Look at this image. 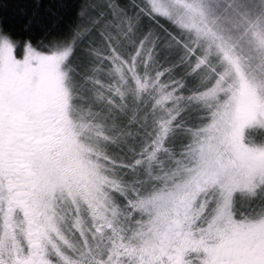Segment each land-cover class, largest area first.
Listing matches in <instances>:
<instances>
[{
  "label": "rangeland",
  "instance_id": "rangeland-1",
  "mask_svg": "<svg viewBox=\"0 0 264 264\" xmlns=\"http://www.w3.org/2000/svg\"><path fill=\"white\" fill-rule=\"evenodd\" d=\"M143 1L177 32L139 35V18L100 21L94 31L104 44H88L86 54L96 65L73 68L74 53L62 55L74 46L67 42L48 51H18L12 39L0 47V135L14 107L29 134L47 135L57 122L58 144L35 157L33 206L55 252L75 264H126L183 204L209 230L241 217L264 226V211L247 208L264 184V0ZM107 25L116 29L108 37ZM176 53L198 72L202 91L186 93V82L162 77ZM106 60L112 82L92 75L98 98L82 97L84 66ZM107 87L120 103L104 100ZM188 106L199 126L173 129ZM172 136L182 143L176 154L166 145ZM8 206L0 191V228L12 241Z\"/></svg>",
  "mask_w": 264,
  "mask_h": 264
},
{
  "label": "flooded vegetation",
  "instance_id": "flooded-vegetation-1",
  "mask_svg": "<svg viewBox=\"0 0 264 264\" xmlns=\"http://www.w3.org/2000/svg\"><path fill=\"white\" fill-rule=\"evenodd\" d=\"M3 104L0 94V108ZM10 111L0 135V191L13 216L14 239L5 240L0 228V264H75L55 252L33 206L35 157L38 150L58 144L57 122L48 123L52 130L47 135L29 134L28 121L19 118L15 107ZM187 209L185 204L173 208L157 235L128 255L126 264H182L188 250L202 252L206 264H264V226L257 229L241 217L224 229L209 230L194 224Z\"/></svg>",
  "mask_w": 264,
  "mask_h": 264
},
{
  "label": "trees",
  "instance_id": "trees-1",
  "mask_svg": "<svg viewBox=\"0 0 264 264\" xmlns=\"http://www.w3.org/2000/svg\"><path fill=\"white\" fill-rule=\"evenodd\" d=\"M136 1L139 2L140 5H138L139 3H135L132 0H6V2L11 5L10 11L14 12L18 17L27 18L29 16H32L33 14H36L37 17H44L49 12V10L59 11L63 15L62 23L58 24L56 27L43 29L42 26L49 23V21L46 19H41V27H37L31 33H24L20 37L21 39H25L30 35L34 44L38 41H43L46 44L51 43V47L66 42L68 44H73L71 26L77 19L76 12L82 3L94 5V7L89 8V15L91 17H98L100 15L98 17L99 22L103 21V23L106 22L107 24H109V20L121 19L125 17L134 19L139 18L140 20L136 24L138 26L137 30L139 32V35L155 32L157 34H160L161 36H169V33L177 32V27L173 20L153 13H151L150 15L148 9L145 10L141 8V6L144 7L145 2L143 0ZM61 4H66L67 7L61 9L59 7ZM109 4H118L125 10V12L120 13L119 11H116V15H113V12L115 10L110 9ZM96 13L99 14L96 15ZM97 27L100 30V25ZM113 28L114 27H109V25H107V29L104 30V32L106 31L107 34L106 37H108V35L110 36L113 31L115 32L116 29ZM93 42L97 43L98 46L101 47V45L104 44V38L102 35L94 31ZM74 46L76 48V53L74 52V58L71 62L73 68H76L78 64H80L81 66L88 63L92 65L98 64L97 60H89V58L86 57V54L89 52L87 46L80 45L78 40L76 41ZM22 48L23 47L17 49L18 51H21ZM80 55L82 56L81 58L79 57ZM184 63L185 58L183 59L179 54H177V58L169 59L168 62L162 65L160 74L164 79H169L171 81H178L181 79L182 81L186 82V86L184 87L186 93H198L202 91L205 87L202 85L200 86L196 81L198 72L190 65H187L189 63H186V65H184ZM107 64L108 61L106 60L99 65V68H96L94 66H87L89 67V69H86V66H84V70L81 73L82 75L79 74L80 80H82V84L86 86V88L79 92L82 97L86 99L87 96H90V98H98V96L95 95L93 88L91 87L90 76H98L105 83L107 81L108 83L112 82V75L108 69L109 65ZM107 86L109 85L107 84ZM102 91L104 100L111 98L115 99L119 103L121 102V99H119L120 95L117 93H113L111 87H107L106 90L102 88ZM85 92H87V96L85 95ZM104 100H102V108L107 107V104ZM194 109V107L188 106L185 111L181 112L174 121L173 129L182 130L184 133H187L197 128L199 126V122L197 119L195 120L194 118H192L193 116H195V114H192ZM131 113L132 111L127 109L126 111H122L120 114H127L126 116H129ZM140 127L141 125H139V128ZM189 141L190 139H186V141H184L185 145H188ZM179 143L182 144L181 142ZM179 143L174 141L172 136L170 140H167L166 145L170 146L172 153L176 154L181 148L178 147L180 145Z\"/></svg>",
  "mask_w": 264,
  "mask_h": 264
},
{
  "label": "snow or ice",
  "instance_id": "snow-or-ice-1",
  "mask_svg": "<svg viewBox=\"0 0 264 264\" xmlns=\"http://www.w3.org/2000/svg\"><path fill=\"white\" fill-rule=\"evenodd\" d=\"M153 3L155 6V0H153ZM10 7L11 5L7 3L6 0H0V47L7 46L9 39H12L17 48L31 47L41 51H48L51 47V43L46 44L43 41H38L34 44L30 35L25 39H21L20 37L24 33H31L37 27H41V19L49 21V23L42 26L43 29L56 27L63 21L61 12L49 10L44 17H37L36 14H33L32 16L24 18L18 17L14 12L10 11ZM59 7L64 9L67 5L61 4ZM90 7H94V5L82 3L76 12L77 19L71 26L73 45H75L77 40L79 44L83 46H87L93 42L94 29H96V25L99 24V19L98 17H91L89 15ZM110 7L112 6L110 5ZM116 11L120 13L125 12L118 4L115 5L113 15L116 14ZM96 31H99V29H96ZM143 39H146V37L141 39V43H143ZM75 51V46L66 48L62 55L67 56ZM247 208L251 213L264 211V184H261L259 188L254 190V194L247 202ZM203 256L204 254L202 252L188 250L184 253L182 264H206Z\"/></svg>",
  "mask_w": 264,
  "mask_h": 264
}]
</instances>
